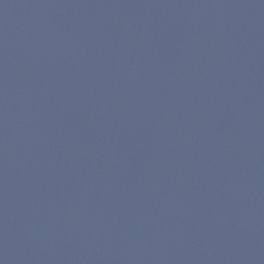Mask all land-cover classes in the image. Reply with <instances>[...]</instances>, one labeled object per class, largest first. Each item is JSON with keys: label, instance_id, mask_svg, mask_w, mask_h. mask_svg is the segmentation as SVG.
Wrapping results in <instances>:
<instances>
[{"label": "water", "instance_id": "water-1", "mask_svg": "<svg viewBox=\"0 0 264 264\" xmlns=\"http://www.w3.org/2000/svg\"><path fill=\"white\" fill-rule=\"evenodd\" d=\"M0 264H264V0H0Z\"/></svg>", "mask_w": 264, "mask_h": 264}]
</instances>
